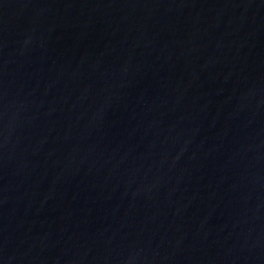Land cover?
<instances>
[{
  "label": "water",
  "instance_id": "water-1",
  "mask_svg": "<svg viewBox=\"0 0 264 264\" xmlns=\"http://www.w3.org/2000/svg\"><path fill=\"white\" fill-rule=\"evenodd\" d=\"M0 264H264V0H0Z\"/></svg>",
  "mask_w": 264,
  "mask_h": 264
}]
</instances>
